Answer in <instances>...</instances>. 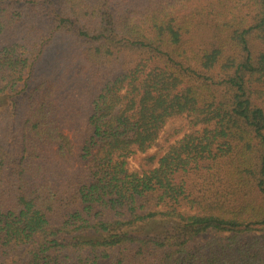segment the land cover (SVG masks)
<instances>
[{
    "label": "trees",
    "instance_id": "trees-1",
    "mask_svg": "<svg viewBox=\"0 0 264 264\" xmlns=\"http://www.w3.org/2000/svg\"><path fill=\"white\" fill-rule=\"evenodd\" d=\"M0 264H264V0H0Z\"/></svg>",
    "mask_w": 264,
    "mask_h": 264
},
{
    "label": "rangeland",
    "instance_id": "rangeland-1",
    "mask_svg": "<svg viewBox=\"0 0 264 264\" xmlns=\"http://www.w3.org/2000/svg\"><path fill=\"white\" fill-rule=\"evenodd\" d=\"M86 106H90V102L87 103ZM91 108V107H89ZM78 125L76 127V129H68L65 130L63 132V134L66 136L67 140H69L73 146L74 149L77 153H79L80 148L83 144V142L85 141V136H86V129H85V121H77ZM175 130H180V133L175 135L172 140L171 143L174 140L179 139L183 134H185L187 132V128L185 127V121L182 119H176V120H172L169 121L166 126L164 127L163 132L161 133L159 139L153 144V146L148 149L144 154L142 153H137V154H133L131 157L128 158L127 160V167L129 171L132 172H139L140 167L142 165L145 164V158L147 157H153L156 161L158 160L161 156L164 155V153L167 151L168 148V144L164 143V140L166 138H168L169 135H171ZM153 161V162H154ZM79 166L81 165V162L78 161L76 165H74L73 168H69L67 170V173L69 175V173L71 172H75L76 170L79 169ZM153 165L149 166L152 167ZM63 167H66V165H64ZM68 168V166L66 167ZM214 236H217V234L213 231H208L204 234L199 235L197 238H195V242H201L202 240L205 239H210ZM25 251L23 249L19 250L16 253V259H22V257L24 256Z\"/></svg>",
    "mask_w": 264,
    "mask_h": 264
}]
</instances>
